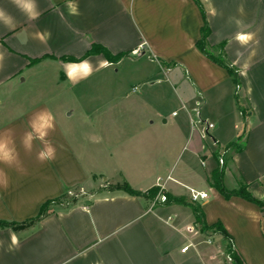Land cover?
Here are the masks:
<instances>
[{
    "label": "crops",
    "instance_id": "1",
    "mask_svg": "<svg viewBox=\"0 0 264 264\" xmlns=\"http://www.w3.org/2000/svg\"><path fill=\"white\" fill-rule=\"evenodd\" d=\"M199 2L36 0L38 18L29 20L12 0H0L15 18L11 30L0 23V136H11L17 153L10 165L0 163V221H27L59 199L29 225H0V264H232L228 238L245 264H264V212L240 196L225 198L209 182L221 168L227 189L244 184L264 199V0ZM206 27L208 50L219 51L234 72L202 51ZM237 34L253 39L241 44ZM93 44L127 56L116 63L102 54L82 58ZM125 59L146 60L154 64L146 76L159 69L173 87L181 85L179 112L149 113L145 99L125 100V115L109 118L112 128L104 129L102 116L87 118L90 136L64 126L52 102L36 99V87L32 97L16 96L27 70L58 65L55 88L85 91L86 78L70 79L69 65L86 61L101 75ZM138 106L141 112L134 111ZM41 111L52 114L54 131L26 150L21 137ZM207 123L213 127L205 135ZM47 143L55 158L41 162L37 156ZM226 151L220 165L217 157ZM119 180L143 192L160 186L169 201L152 206V198L110 188ZM190 189L208 197L194 203ZM191 205H199L207 225L221 229L202 231Z\"/></svg>",
    "mask_w": 264,
    "mask_h": 264
},
{
    "label": "rangeland",
    "instance_id": "2",
    "mask_svg": "<svg viewBox=\"0 0 264 264\" xmlns=\"http://www.w3.org/2000/svg\"><path fill=\"white\" fill-rule=\"evenodd\" d=\"M212 53L219 57L221 55L219 51H213ZM153 65L146 62V60L140 62L125 59L120 64L108 66L106 68L107 72L101 75L93 73L88 76L80 85L85 91L77 87L67 91L55 88V82L60 78L58 65L54 64L47 70L46 68L40 67L34 73L27 70L20 77V80L22 78H25V80L21 83L22 90L19 93L17 92L16 96H21L23 99L24 96H27L29 93L31 94V90L36 87V99L43 102H52L53 108L59 118L63 119L64 126L67 128L72 127L75 132L77 131L80 134L90 135L94 127L93 125H89L87 118H93L95 115L102 116L107 122L104 125V129L112 128L113 125L109 124V118H120L125 115V100L132 99L137 101L139 98L145 99L152 109L148 110V112L150 111L149 113H152L153 109L159 110L164 114H168L173 110L179 112L178 97L182 93L181 85L175 83V90L173 85L170 84L169 77L162 71H159V69L154 76H146L154 67ZM157 78L161 79V83L157 84L156 91L150 88L148 83L149 80H156ZM44 85L54 87L51 89L52 91H40L39 87H43ZM97 86L102 87L100 89ZM134 86H138L137 91L133 90ZM32 96H34L33 93L31 94ZM157 98L162 99V103H156L158 102ZM134 111L141 112V106H138ZM142 111L145 112V109ZM88 143L89 141L87 140L85 145L88 146ZM230 153L231 151H226V153L221 155L224 162ZM209 156L211 162L217 163L210 153ZM118 186H124V181L119 180L111 185L110 188ZM180 239L181 241L184 240L183 237H180Z\"/></svg>",
    "mask_w": 264,
    "mask_h": 264
},
{
    "label": "clouds",
    "instance_id": "3",
    "mask_svg": "<svg viewBox=\"0 0 264 264\" xmlns=\"http://www.w3.org/2000/svg\"><path fill=\"white\" fill-rule=\"evenodd\" d=\"M12 3L27 17V19L35 20L38 18L39 13L36 0H12ZM0 23L11 30L15 27V18L4 9L0 8ZM236 39L241 44H247L253 39V36L252 34H237ZM2 59L3 55L0 54V61H2ZM77 73L80 74V78H87L92 74V67L86 61L69 65L67 71L69 78H74ZM53 119L52 114L49 112L41 111L35 113L27 125V128L31 130L26 131L21 137L22 146L30 151L34 139H39L43 143L49 133L54 131ZM33 133H36V135L34 136ZM16 156L15 144L11 136H0V163L10 165L16 159ZM54 158L55 148L50 143L45 144L37 156V159L41 162ZM250 215L253 220L257 219L255 213H251Z\"/></svg>",
    "mask_w": 264,
    "mask_h": 264
},
{
    "label": "trees",
    "instance_id": "4",
    "mask_svg": "<svg viewBox=\"0 0 264 264\" xmlns=\"http://www.w3.org/2000/svg\"><path fill=\"white\" fill-rule=\"evenodd\" d=\"M197 3H200L199 0H195ZM208 32V28H204L203 30V38L200 42V47L202 49V51L209 56L210 58L214 59L216 62L226 66L231 72H234L232 70V68H230L228 65L225 64V61L222 59V57L220 56H215L213 53H211L208 50V45L205 41V34ZM96 54H102L106 57V59L109 62H113L116 63L118 62L120 59H122L124 56H127L126 53H120L117 55H114L112 53H110L105 47H103L102 45L99 44H93L92 48L84 55V57L82 58H86L88 56L91 55H96ZM62 60L64 61H72V62H78L81 59H77L75 57H70V56H65L62 57ZM38 60H33L32 62H35ZM218 161H219V156L217 157ZM223 169L221 168H216L212 171L210 178H209V182L211 183L212 186H214L215 188H217L219 190V192L225 197V198H230L231 196H240L242 198H244L245 200L252 202L256 205L259 206V208L261 209L262 212H264V199H257L255 198L248 190H247V185H241L238 189H234V190H229L227 189L224 184H223ZM115 188H119V189H123L126 192H128L131 195H139V196H144V197H148V198H154L156 197L159 193H164V190L160 187V186H154L152 188H150L147 191H138L135 190L134 188H132L127 182H124V186H118ZM167 197V201H169L168 196ZM59 199H52V200H48L46 203H44L40 209L39 214L32 219H29L27 221L21 222V223H8L5 221H0V225L1 226H12V227H19V226H26L29 225L32 222H35L37 220H39L47 211V208L50 204L57 202ZM176 202H182L183 199H174ZM192 209L195 212V216H196V222L199 223L200 228L202 231H207L212 227H217L218 229H221V226L219 223H215L214 225H207V223L204 221V217H203V212L201 210V208L199 207V205H191ZM227 238V237H226ZM229 240L227 241V245H226V249H227V253L231 258V262L232 264H245L244 260L242 259V257L240 256V254L236 251V249L233 246V243L231 242V238H228Z\"/></svg>",
    "mask_w": 264,
    "mask_h": 264
},
{
    "label": "built area",
    "instance_id": "5",
    "mask_svg": "<svg viewBox=\"0 0 264 264\" xmlns=\"http://www.w3.org/2000/svg\"><path fill=\"white\" fill-rule=\"evenodd\" d=\"M200 122V121H199ZM213 127V124L212 123H207V128L205 130V135L208 133V130L210 128ZM219 163L220 165H223L224 164V160H223V157L221 156L219 158ZM161 181V178H158V183ZM208 197V193L207 192H204V191H196L194 189H190V199L192 202L196 203V202H199L200 200H203L205 198ZM167 201V197L165 194L163 193H159L156 197H154L153 199H151V205L152 206H155L158 202H162V203H165ZM193 228H188L187 231H191ZM210 242V241H208ZM189 246H185L184 248H182V251L185 252L186 250H188ZM230 258V256H229ZM231 259V258H230Z\"/></svg>",
    "mask_w": 264,
    "mask_h": 264
}]
</instances>
